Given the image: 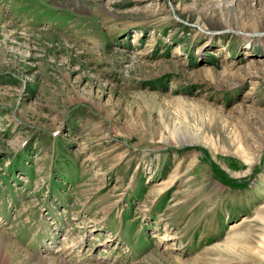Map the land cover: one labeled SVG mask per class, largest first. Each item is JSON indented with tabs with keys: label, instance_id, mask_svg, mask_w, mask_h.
I'll use <instances>...</instances> for the list:
<instances>
[{
	"label": "rangeland",
	"instance_id": "obj_1",
	"mask_svg": "<svg viewBox=\"0 0 264 264\" xmlns=\"http://www.w3.org/2000/svg\"><path fill=\"white\" fill-rule=\"evenodd\" d=\"M3 245L264 264V0H0Z\"/></svg>",
	"mask_w": 264,
	"mask_h": 264
},
{
	"label": "bare ground",
	"instance_id": "obj_2",
	"mask_svg": "<svg viewBox=\"0 0 264 264\" xmlns=\"http://www.w3.org/2000/svg\"><path fill=\"white\" fill-rule=\"evenodd\" d=\"M227 26H228V25H227ZM228 28H231V27H228ZM232 246H233V247H232ZM236 246H237V245L233 243V244L230 246L229 249H235ZM224 248H226V250L228 249V248L225 247V246H224ZM6 250H7V249L5 248L4 245L0 247V264L4 263L5 255H10V254H8V253L6 252Z\"/></svg>",
	"mask_w": 264,
	"mask_h": 264
}]
</instances>
